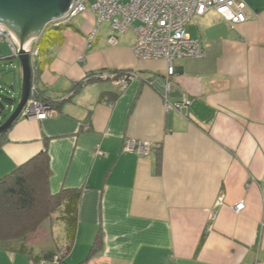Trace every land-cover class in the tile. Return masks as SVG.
<instances>
[{
	"label": "crops",
	"instance_id": "0c3cea01",
	"mask_svg": "<svg viewBox=\"0 0 264 264\" xmlns=\"http://www.w3.org/2000/svg\"><path fill=\"white\" fill-rule=\"evenodd\" d=\"M250 2L241 25L213 11L195 17L186 30L205 56L175 60L171 77L165 60L136 57L134 33L125 42L90 9L71 21L64 41L36 62L44 101L57 102L91 73L137 78L116 100L101 99L113 85H86L47 119L22 118L10 130L0 178L47 147L51 193L80 190L81 200L63 262H34L69 247L55 217L52 243L18 242L0 250V264H264V0ZM129 141L152 151L124 152Z\"/></svg>",
	"mask_w": 264,
	"mask_h": 264
},
{
	"label": "built area",
	"instance_id": "2783aa9c",
	"mask_svg": "<svg viewBox=\"0 0 264 264\" xmlns=\"http://www.w3.org/2000/svg\"><path fill=\"white\" fill-rule=\"evenodd\" d=\"M88 1L98 14L99 23H108L113 32L134 33L133 51L137 58L165 60L168 65V77L175 73V60L201 59L205 56L201 41L191 38L186 30L195 17H203L213 11L232 26L248 21L246 14L248 6L244 0H128L127 3L123 0H71L62 19L68 21L75 13L84 12ZM92 40L93 35L89 42ZM4 41L9 42L12 54L15 55L18 48L14 38L0 26V43ZM109 43L116 45V38L110 37ZM93 77L95 81H110L114 88L121 91L137 78L132 71L119 74L103 71L95 73ZM168 86L167 84V88ZM36 90V86H33V91ZM175 107L183 108L179 105ZM48 108H50L48 105L30 99L24 107L25 116L37 115L39 120H45ZM151 148L148 142L129 141L124 147V152L148 156ZM98 154L96 151V155ZM244 209L243 202L234 207L236 212H242Z\"/></svg>",
	"mask_w": 264,
	"mask_h": 264
},
{
	"label": "trees",
	"instance_id": "16d2710c",
	"mask_svg": "<svg viewBox=\"0 0 264 264\" xmlns=\"http://www.w3.org/2000/svg\"><path fill=\"white\" fill-rule=\"evenodd\" d=\"M68 26L54 22L46 28L37 42L41 57L50 48L64 41L63 32ZM123 72L125 71H113L116 74ZM94 74L87 75L88 79L75 84L66 101H71L81 88L96 82ZM120 92V89L115 88L113 94L105 92L101 95V99L109 96L112 100H116ZM14 102V99L0 95V116L4 114L6 107L13 106ZM62 103H65V100L58 101L54 108L59 109ZM2 124L3 122H0V125ZM5 139L6 134L0 135V145ZM155 150L159 171L161 168L160 147H156ZM50 173V157L45 147L44 151L0 178V250H8L18 242H25L28 236L35 233L44 222L57 217L67 226L69 247L59 254L38 258L34 262H63L76 238L81 191L63 189L57 194H52L49 188ZM101 243L102 233L100 232L91 248V254L100 249ZM23 250L26 249L22 246L19 252L25 253Z\"/></svg>",
	"mask_w": 264,
	"mask_h": 264
},
{
	"label": "water",
	"instance_id": "95a60500",
	"mask_svg": "<svg viewBox=\"0 0 264 264\" xmlns=\"http://www.w3.org/2000/svg\"><path fill=\"white\" fill-rule=\"evenodd\" d=\"M71 0H0V26L15 40L22 67L23 85L20 103L14 114L0 127V135L5 134L19 118L26 106L32 88L33 71L29 51L31 41L38 40L46 28L62 19L68 11Z\"/></svg>",
	"mask_w": 264,
	"mask_h": 264
},
{
	"label": "rangeland",
	"instance_id": "374dc122",
	"mask_svg": "<svg viewBox=\"0 0 264 264\" xmlns=\"http://www.w3.org/2000/svg\"><path fill=\"white\" fill-rule=\"evenodd\" d=\"M123 2L127 3L128 0H123ZM246 3L248 6V5H250L249 3H252V2H250V0H248V2H246ZM88 9H90L97 16V20H98V14L93 10V5H91V2L89 3V1H88L87 9L84 12L75 13L74 16L71 17V19L68 21H67V19H61L57 22H59L60 24L69 25L71 23V21H76L78 19L77 17L83 16ZM100 23H102V22H100ZM100 23L98 22V24H100ZM114 35L120 36L121 33L114 32ZM122 37H124L125 42L133 43V41H134L133 35H131V34H127V35L125 34ZM37 42H38V40H33L26 46V47H29L31 45L29 55H30V62H31L32 71H33V81H32L31 95H30L29 100L30 99L38 100V101L42 102L43 104L48 105L50 107L47 110V114H48L47 118H48V117H50L51 114L59 111V109L56 110L54 108L58 104V101L61 102V101L65 100V102H67L66 100H67V97H69V93L66 94L65 96L61 97L57 102H46L41 98V94H40L38 88L36 91H33V86L37 85V83H36L37 79H35V76L38 75L36 62L38 60H40V58H41V56L39 54ZM20 64L21 63H20L19 58L12 56V51H11L9 42H7V41L1 42L0 43V95L1 96H7V97L15 100L13 106H7L4 114H2L0 116V122H3V124L5 122H7L9 120V118L14 114V112L17 109V107L20 103V100H21L22 85H23V74H22V67ZM87 77L88 76H86L82 80V82L85 81L86 79H88ZM94 84L95 85L96 84H102V85H110L111 84L112 85V83L110 81H105V82L96 81ZM22 118L27 119V120L42 121V120H39L37 115H31L30 117L28 115L25 116V109L23 108L19 118L13 123V125L5 133L6 137H7L8 133L10 132V130L13 128V126L16 125V123ZM2 125H0V127ZM84 130L88 131L89 127L86 126L84 128ZM5 141H6V139H5ZM95 154H96V152H95ZM50 242L51 243L53 242L52 241V230L50 228V223L48 221L44 222L41 225V227L35 233L29 235L28 239H27V243L30 246L35 247V248H38L42 245L46 246Z\"/></svg>",
	"mask_w": 264,
	"mask_h": 264
},
{
	"label": "flooded vegetation",
	"instance_id": "af4514ba",
	"mask_svg": "<svg viewBox=\"0 0 264 264\" xmlns=\"http://www.w3.org/2000/svg\"><path fill=\"white\" fill-rule=\"evenodd\" d=\"M36 88H38V86H36Z\"/></svg>",
	"mask_w": 264,
	"mask_h": 264
}]
</instances>
